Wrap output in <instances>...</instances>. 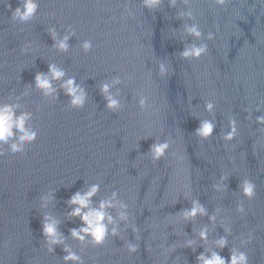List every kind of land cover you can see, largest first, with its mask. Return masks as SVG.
<instances>
[{"label": "water", "instance_id": "water-1", "mask_svg": "<svg viewBox=\"0 0 264 264\" xmlns=\"http://www.w3.org/2000/svg\"><path fill=\"white\" fill-rule=\"evenodd\" d=\"M33 2L22 21L13 13L25 0H0V106L28 117L23 133L14 126L0 142V264H202L213 254L264 264V0ZM50 65L64 76L52 80ZM37 75L54 91L37 89ZM69 79L82 106L62 87ZM25 134L34 139L21 145ZM93 186L92 209L116 193L100 246L72 236L87 225L69 201ZM194 203L205 214L185 219ZM45 223L62 243L48 244ZM70 253L79 261H66Z\"/></svg>", "mask_w": 264, "mask_h": 264}, {"label": "clouds", "instance_id": "clouds-1", "mask_svg": "<svg viewBox=\"0 0 264 264\" xmlns=\"http://www.w3.org/2000/svg\"><path fill=\"white\" fill-rule=\"evenodd\" d=\"M160 0H144V4L148 8H155L159 5ZM215 3L218 6H223L226 3V0H215ZM38 5L33 2V0H25L24 3V10L22 11L21 8H16L15 12L13 13V19L19 18L22 21H27L29 18H31ZM189 31L196 36H200V33L196 31L195 28L189 29ZM211 35L209 36V39H211ZM67 37H65L64 41L59 42L58 47L61 50H67V44H66ZM85 50L89 48L88 44L84 45ZM205 52V48L201 47L199 49H193L191 52L184 51L183 56L186 58L190 55H195L196 57H199L201 53ZM161 71H163V68H161ZM49 73L52 80H59L64 76V72L58 70L54 65L49 66ZM36 87L37 89L44 90L45 95H49L51 92L54 91V89L51 86L50 78L49 76L41 77L37 75L36 77ZM67 90V94L71 95L73 97L72 104L74 106H82L84 101V93L82 90H80L78 87H74V80L69 79L67 82L62 85ZM102 91L104 93L108 92V86L105 85L102 88ZM79 93V95H77ZM109 103L108 107L110 109L116 107V101L112 100L111 97H108ZM143 105V101L141 102ZM18 107V105H9L4 104L0 106V142L6 143L10 137L13 136L12 128L15 126L17 129H19L20 132H24V125L26 120L28 119L27 113L21 114L18 117H14V110ZM211 105H208L209 110L211 109ZM260 123L264 124V118H260ZM213 129V125L211 123H204L200 129L197 130L198 135H200L203 138H207ZM236 133V126L235 123H232V132L226 137V139L231 140L233 136ZM34 139V136L31 134H25L21 135L19 137L21 145L25 142L32 141ZM168 147L167 144L154 146L152 149L153 152V159H159L165 149ZM11 149L13 152L19 153L21 156L23 155L22 149L15 143L11 145ZM3 153H0L2 155ZM98 191V186H93L91 189L84 194L83 196L80 193L75 194L69 203L71 205H78V207H75L73 212L70 214L73 217H79L84 224L87 226L84 228H81L79 231H73L72 236L83 241L85 239L84 235H81L80 233L90 234L92 237V242L96 246L103 245L107 235L108 230L104 223V221L107 219L108 224H114L113 217L108 214L105 210L107 208L114 207L113 201L116 199V193H113L112 199L107 201H102L99 205L98 209H92L90 207V200L91 197H93ZM244 194L249 197L250 199L253 197V186L249 183H246L244 185ZM120 207H125V205L121 204ZM88 208L89 211L86 213H82V209ZM242 211V209H241ZM197 213L204 215V209L199 206L198 204L193 205V208L191 211H185L184 218L188 219L191 217H195ZM121 220H126L127 217L123 213L120 214L119 217ZM44 235L48 237V244L54 245L57 243H62V240L56 233V229L54 225L45 223L44 228ZM135 231V229H134ZM206 229L200 233L201 238L206 237ZM111 235L115 236L117 235V229L115 226H113ZM219 245L221 247L225 246L227 241L225 239H221L219 242ZM248 243H251V238H249ZM6 246V245H5ZM49 251H51V247H49ZM128 251L130 253H134L137 251V247H134L132 245L128 246ZM65 260H72V261H79V257H77L74 254H69L65 257ZM198 260L202 262V264H225V261L221 259V257L218 254H213L211 259H205L203 255L198 257ZM231 264H247V258L244 254H240L237 256L236 254H233L231 256Z\"/></svg>", "mask_w": 264, "mask_h": 264}]
</instances>
